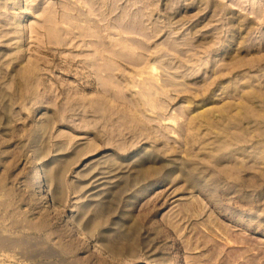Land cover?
<instances>
[{"label": "rangeland", "instance_id": "374dc122", "mask_svg": "<svg viewBox=\"0 0 264 264\" xmlns=\"http://www.w3.org/2000/svg\"><path fill=\"white\" fill-rule=\"evenodd\" d=\"M262 145L264 0H0V264H264Z\"/></svg>", "mask_w": 264, "mask_h": 264}, {"label": "bare ground", "instance_id": "6f19581e", "mask_svg": "<svg viewBox=\"0 0 264 264\" xmlns=\"http://www.w3.org/2000/svg\"><path fill=\"white\" fill-rule=\"evenodd\" d=\"M88 5V4H87ZM87 11L89 12V10L87 9ZM89 13H91V12H89ZM65 17V16H64ZM121 17V16H120ZM62 18H63V16H62ZM66 18V17H65ZM103 18V17H102ZM64 19V18H63ZM62 19V20H63ZM67 21V23L69 22L68 21V19H64L63 21ZM90 20V19H89ZM103 20H104V18H103ZM59 25V24H58ZM60 27H62L61 25H60ZM74 27V26H73ZM138 27V26H137ZM69 28V27H68ZM60 29V28H59ZM65 29H66V27H65ZM64 29V30H65ZM82 29V28H81ZM80 29V31H82ZM67 30V29H66ZM65 30V31H66ZM72 30V29H71ZM86 30V29H85ZM73 31V30H72ZM71 31V32H72ZM142 31V30H141ZM67 32H69L68 30H67ZM89 32V31H88ZM85 33V32H84ZM84 33L82 34V35H84ZM91 33V32H90ZM143 33V32H142ZM86 34H88L87 33V31H86ZM89 35V34H88ZM94 36V35H93ZM123 36V35H122ZM97 37V36H96ZM69 41V40H68ZM83 41V40H82ZM123 41V40H122ZM91 43H93V41L91 42ZM95 43V42H94ZM131 43V42H130ZM98 44V43H97ZM100 44V43H99ZM98 44V45H99ZM131 47V46H130ZM94 50V52H93V54L89 57V58H87L88 59V63H90V64H94V59H96V61L98 62L99 60H98V58L100 59V58H102V56H103V54L105 53V51H104V49L102 48V47H96V48H93ZM108 52H110V51H108ZM92 53V52H91ZM112 53V52H111ZM114 55V54H113ZM115 55H117V54H115ZM118 56V55H117ZM121 56V55H120ZM119 56V57H120ZM120 58H122V57H120ZM125 60H127V59H125ZM124 60V61H125ZM96 61H95V63H96ZM115 61V60H114ZM99 62H102V61H99ZM116 62V61H115ZM131 62V61H130ZM138 62L140 63V61L138 60ZM118 63V62H117ZM97 65H101L100 67L98 66V68H99V71H104V72H102V73H100L101 75H105L106 77H109L112 73H113V71L115 70V69H117V68H119V67H117V66H115V65H110V64H104V63H96ZM120 64V63H119ZM89 65V64H88ZM96 66V65H95ZM95 68H97V67H95ZM140 71H142V67L140 66L139 68H138V70H137V72H140ZM97 72V71H96ZM113 77V76H112ZM144 77V76H143ZM146 78V77H145ZM151 78V77H150ZM102 79L104 80V78L102 77ZM105 79H107V78H105ZM117 79V78H116ZM147 79V78H146ZM100 80V79H99ZM110 79H108V81H109ZM118 80V79H117ZM144 80V79H143ZM150 80V79H149ZM164 80V79H163ZM166 80V79H165ZM169 80V79H168ZM107 80H105V82H106ZM112 81V80H111ZM146 81V80H145ZM169 81H171V80H169ZM113 82H115L114 80H113ZM119 83H120V81H119ZM154 83V82H153ZM161 83V82H160ZM167 83V82H166ZM115 84H116V82H115ZM121 84V83H120ZM106 85V84H105ZM141 85V84H140ZM162 85V84H161ZM166 85V84H165ZM140 87H142V89L144 90V88L145 89H148V87H144L143 88V85L142 86H140ZM105 88H107V85H106V87ZM104 87H102L101 88V90L102 89H105ZM107 89H109V88H107ZM163 90V89H162ZM112 91V90H111ZM145 91V90H144ZM149 91V89L146 91V92H148ZM107 92H110V91H107ZM155 93V92H154ZM161 93H162V91H161ZM111 94V93H110ZM124 94V93H123ZM147 94V93H146ZM151 96V95H153V93L152 92H148V96ZM155 95H153L152 97L153 98H155L154 97ZM127 97V96H126ZM128 98V97H127ZM153 98H152V101H153ZM130 99V98H129ZM128 99V100H129ZM149 99V98H148ZM147 99V100H148ZM156 99H158V97H156ZM161 99V98H160ZM154 101H155V99H154ZM161 101V100H160ZM148 102H149V100H148ZM156 102V101H155ZM154 102V104L155 105H157V103H155ZM131 103V102H130ZM146 103V99L140 94V95H136L135 96V98L134 99H132V107H134V110H135V112L137 111V110H141L142 109V107H143V105ZM162 103V102H161ZM160 103V104H161ZM163 104V103H162ZM158 106V105H157ZM160 106V105H159ZM161 107V106H160ZM149 108V107H148ZM221 109V108H220ZM142 111V110H141ZM214 111H212V109H203L201 112H199V113H196L195 115H194V117H193V119H199V120H203V119H208L209 121H211V114L213 113ZM138 113V112H137ZM137 116H138V114H136ZM138 119H139V117H137ZM139 121H140V119H139ZM121 124V123H120ZM211 124V123H210ZM263 147H261L262 149H261V152H262V154H261V156L263 157L264 156V145H262ZM40 180V173H37L36 174V177L34 178V182H37V181H39Z\"/></svg>", "mask_w": 264, "mask_h": 264}]
</instances>
